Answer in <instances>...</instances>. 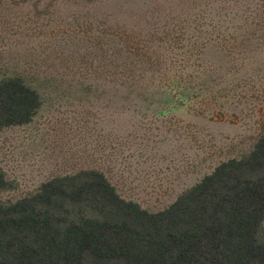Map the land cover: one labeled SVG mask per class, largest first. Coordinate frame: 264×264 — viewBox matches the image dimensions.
I'll return each mask as SVG.
<instances>
[{
	"label": "rangeland",
	"instance_id": "obj_1",
	"mask_svg": "<svg viewBox=\"0 0 264 264\" xmlns=\"http://www.w3.org/2000/svg\"><path fill=\"white\" fill-rule=\"evenodd\" d=\"M11 1L0 7V77L22 78L42 104L0 131L13 184L2 203L96 170L158 212L264 135V0H0ZM145 43L164 67L121 74L116 49Z\"/></svg>",
	"mask_w": 264,
	"mask_h": 264
},
{
	"label": "trees",
	"instance_id": "obj_2",
	"mask_svg": "<svg viewBox=\"0 0 264 264\" xmlns=\"http://www.w3.org/2000/svg\"><path fill=\"white\" fill-rule=\"evenodd\" d=\"M17 4L0 7L9 12ZM6 22L0 13V24ZM95 35L111 34L104 28ZM125 52L114 55H125V71L118 69L126 77L167 63L146 43ZM41 104L22 78L0 77V131L29 124ZM11 190L0 170V194ZM0 264H264V135L158 212L122 199L96 170L55 177L29 196L0 201Z\"/></svg>",
	"mask_w": 264,
	"mask_h": 264
}]
</instances>
